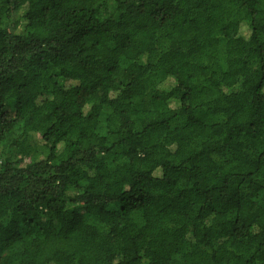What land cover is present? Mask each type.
Wrapping results in <instances>:
<instances>
[{"label":"trees","instance_id":"trees-1","mask_svg":"<svg viewBox=\"0 0 264 264\" xmlns=\"http://www.w3.org/2000/svg\"><path fill=\"white\" fill-rule=\"evenodd\" d=\"M0 264H264V0H0Z\"/></svg>","mask_w":264,"mask_h":264}]
</instances>
